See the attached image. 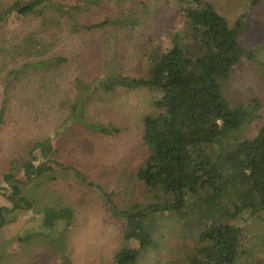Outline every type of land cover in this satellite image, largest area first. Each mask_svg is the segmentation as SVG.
Wrapping results in <instances>:
<instances>
[{"label":"rangeland","instance_id":"374dc122","mask_svg":"<svg viewBox=\"0 0 264 264\" xmlns=\"http://www.w3.org/2000/svg\"><path fill=\"white\" fill-rule=\"evenodd\" d=\"M1 1L10 5L27 0ZM53 1L68 5L83 2ZM115 1L101 0L77 18L91 25L117 16L121 9ZM206 1L212 2L230 25L242 18L245 28L240 43L257 51L253 60L245 57L233 68L226 84L227 97L234 103L259 100L258 117L246 122L239 133L240 139L253 138L264 124V0ZM183 6L176 0H124L122 10L140 19L135 31L113 25L72 31L68 19L52 22L50 14L44 26L40 13L13 15L0 25V108L11 67L56 56L66 59L59 66L24 67L20 75L23 84L17 85L0 121V207L11 209L0 228V264H61L64 253L70 264H115L117 251L139 245L137 240L123 238L125 220L115 217L110 206L125 210L135 203L144 208L159 202L162 193L155 195L138 174L150 155L143 140L145 118L160 110L147 89L113 84L110 90L95 92L82 113H76L72 108L77 101L76 80L93 83L110 70L130 77L146 74L148 48L159 50L170 44L171 32L184 25ZM32 33L44 43L28 52L23 38ZM83 121L115 125L121 132L100 133ZM46 161L53 165L46 172L34 174L29 168ZM9 173L23 180L19 183L21 206L13 211V190L5 180ZM51 206L70 207L73 221H44ZM147 218L154 226L157 243L144 252L140 264L203 262L205 252L198 231L214 221L212 213L192 222L190 231L180 210ZM230 224L244 229L236 264L264 263V219L233 217Z\"/></svg>","mask_w":264,"mask_h":264},{"label":"trees","instance_id":"16d2710c","mask_svg":"<svg viewBox=\"0 0 264 264\" xmlns=\"http://www.w3.org/2000/svg\"><path fill=\"white\" fill-rule=\"evenodd\" d=\"M100 1L83 0L68 5L53 0H27L6 5L0 0V25L6 24L13 15L40 13L44 17L42 25L49 23L50 14L52 22L56 18L68 19L72 31L107 25L136 30L140 19L122 10L124 0L115 1L121 9L117 16L91 25L77 18L78 14ZM176 2L184 5V25L171 32L168 46L159 50L152 46L148 48L146 59L149 68L146 74L130 77L116 75L110 70L93 83L84 84L80 79L76 80L77 101L72 105L76 113H82L95 92L110 90L113 84L129 89H147L160 110L157 115L145 118L143 140L150 148V155L138 176L155 195L159 196L161 192L162 196L159 202L144 208L138 203L125 210L110 206L115 217L125 220L123 238L139 243L137 247H124L117 251L115 264H140L144 252L156 247L154 226L148 215L180 210L190 231L193 230L192 222L201 219L206 212L212 213L214 221L198 231L205 259L201 263L192 261L190 264H236L244 229L230 224L231 219L246 216L264 219V124L255 137L239 138L243 125L258 117L261 104L256 99L248 104L234 103L226 94V84L233 68L240 65L245 57L253 60L257 51L246 49L240 43L239 38L245 28L242 18L230 25L210 1ZM257 2L252 0V3ZM33 35L23 38L26 50L30 49V52L44 43ZM64 62L65 57L56 56L47 61L25 62L20 65L22 67H11L5 81L6 95L0 108V121L17 85L22 83L20 75L24 67L59 66ZM30 79H33L31 75ZM83 123L104 134L121 132V128L115 125L106 127L87 121ZM52 166L46 161L37 168L36 165L29 168L34 174H41ZM5 180L13 190V211L21 206L23 196L19 183L23 180L12 173L5 175ZM10 210L0 207V228L5 225ZM44 218L49 224L65 219L71 223L74 213L70 207L51 206ZM61 264H70L66 253Z\"/></svg>","mask_w":264,"mask_h":264}]
</instances>
